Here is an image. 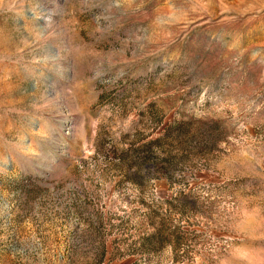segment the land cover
Returning a JSON list of instances; mask_svg holds the SVG:
<instances>
[{"label":"rangeland","instance_id":"rangeland-1","mask_svg":"<svg viewBox=\"0 0 264 264\" xmlns=\"http://www.w3.org/2000/svg\"><path fill=\"white\" fill-rule=\"evenodd\" d=\"M0 264H264V0H0Z\"/></svg>","mask_w":264,"mask_h":264}]
</instances>
